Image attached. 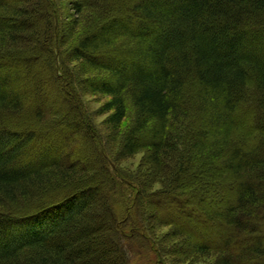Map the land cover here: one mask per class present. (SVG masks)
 Segmentation results:
<instances>
[{
	"label": "trees",
	"instance_id": "16d2710c",
	"mask_svg": "<svg viewBox=\"0 0 264 264\" xmlns=\"http://www.w3.org/2000/svg\"><path fill=\"white\" fill-rule=\"evenodd\" d=\"M106 2L84 0L77 12L83 16L86 7L92 12L90 3L100 8ZM49 4L0 0V62L14 59L10 52L31 42L26 36L33 37L30 28L42 6L44 42L50 45L58 15ZM134 11L142 30L132 31L119 18L108 24L99 18L90 29L80 26L72 46V62L103 73L89 94L107 99L101 107L108 116L107 135L92 132L78 114L68 129L81 128L94 148L100 146V168L79 164L65 143L51 151L44 143L39 146L37 133L9 125L24 110L23 95L11 93L15 83L0 77V264H206L210 259L209 264H264V128L243 132L234 120L249 94L264 113V58L246 46L254 33L244 30L249 21L264 23V0H147ZM28 45L37 48V42ZM54 53H48L52 63ZM19 55L32 64L39 57ZM54 67L50 63L52 73ZM68 130L60 132L63 139L72 134ZM141 152L147 153L144 180L115 166L114 159ZM216 172L233 178L217 183ZM110 179L108 194L117 211L106 199ZM59 182L71 187L65 197L42 208L38 204L31 214L11 210L32 192ZM151 184L161 189L149 191ZM199 193L216 203L208 211L212 219L232 228L233 240L222 243L223 249L192 243L176 223L153 220L155 198ZM225 197L234 203L218 205ZM56 210L67 213L41 222ZM25 223L29 228H19ZM159 226L170 230L158 235ZM241 242L246 250H229ZM174 248L187 252L174 260Z\"/></svg>",
	"mask_w": 264,
	"mask_h": 264
},
{
	"label": "rangeland",
	"instance_id": "374dc122",
	"mask_svg": "<svg viewBox=\"0 0 264 264\" xmlns=\"http://www.w3.org/2000/svg\"><path fill=\"white\" fill-rule=\"evenodd\" d=\"M83 2L84 0H50L52 8L55 9V13L58 15V23H56L54 31L51 32L49 36L50 45L44 42L43 36V31L47 26L44 17V12L46 10L43 6L42 8L39 7L37 10L38 13L35 16L38 22L30 28L35 33L33 37L26 36L27 39L30 38L28 40L32 43L37 42V48L36 46L28 45L31 42H25V45L20 48V50L10 52L15 58L5 59V61L3 60V62H0V77L7 78L15 83L13 91H10L11 93L20 90L23 95L22 103L24 110L17 113L11 120H8L10 122L9 125H12L18 130L37 133L39 135L37 136L39 137V146L44 143L51 151L57 150L60 145L65 143L64 147L66 150L75 153V156H77L76 158L79 159V164H83L89 168H100L102 167V162L98 159L96 152L100 150V146L98 145V148H94L96 143H94L95 145L92 144L87 138L86 133L80 130L81 128L78 129L79 131L76 130L73 133L71 129H68L70 128L69 124L73 123L74 117L78 114L85 119L87 125L92 127V132L97 135H103L104 137L107 135L105 134L107 132L105 121L108 116L101 114V107L107 99L101 96L94 97L89 94L97 82L95 77L102 78L103 73L98 72V74H96L95 72L97 71L91 72V68L86 66V64L84 66V63L72 62L74 59H71L73 57L72 46L76 43L75 39L78 37L76 35L78 33L81 34L80 26L86 23V26L90 29L94 21L99 18H103V24H108L112 20L119 18L122 19L132 31L138 32L142 30L143 26L139 23L140 19L136 17L137 15L134 10L140 5H144L147 0H107L100 8H95L92 6L94 4L90 3L89 7L93 9L91 10L92 12L86 7L82 16L77 12V7L78 4H83ZM31 3L39 6L40 0H31ZM50 4L48 8H51ZM70 27H74V30L69 33ZM245 29L254 33L251 36V41H249L246 46L255 54L256 58H264V23L257 24L256 20H253V22L249 21V23H244V30ZM257 30L261 31L260 34L257 33ZM39 43L45 45V51L44 49L42 51ZM30 50L35 51L29 53ZM49 52H55L56 59L54 63L49 59ZM24 53H28V56L38 55L39 57L36 60L34 59V64H32L25 60L26 57L19 55ZM54 54L53 58H55ZM65 58L69 60L68 65L63 61ZM109 58L110 55L106 56V59ZM101 62L109 63L107 60H101ZM50 63L56 66L54 67L55 73L51 72ZM249 85H252V83ZM252 97L254 98V96L249 94L246 101L241 102L240 107L234 115V120H236L239 125L243 126V132L255 129L261 130L264 128V113H261V110L255 108L257 103L251 100ZM39 115H42L41 118ZM73 126H75L74 123ZM65 128L72 134L68 135L69 138L65 136L63 139L62 136L64 135L60 132H63ZM73 130L75 129L72 128V131ZM102 147H104V145H102ZM145 154L147 153L141 152L135 157L123 161L118 160L115 162L114 159L115 166L125 175H132L137 179L144 180L146 175L143 177V173L145 169H147L143 164L145 162ZM163 170L164 169H161L159 172H163ZM216 174L217 172L215 175ZM216 177L217 178L214 180L217 183H229L233 175L230 174L226 179H222V177H218V175H216ZM112 183L113 181L111 180L105 187V191L107 192L106 199L107 202L110 201L113 210L117 211V208L114 206L116 200L111 199L108 194L113 187ZM199 184L205 187L208 182L205 180L201 181ZM70 189V186L68 188V185L61 182L52 183L39 191L32 192L31 197L27 200H20L18 202L19 204L13 207V209H3V211L11 209L20 214H31L32 211L34 212L37 210L35 208L36 205L39 204L42 208V205L65 197ZM160 189V184H151L149 191L155 192ZM210 197H206L202 193L196 196H187L185 194L176 197L170 194L166 199L157 197L150 204V207L155 209V218L153 220L157 223L162 221L176 223L187 233V239L192 243L199 242L201 244H208L214 248L223 249L222 243L232 242L233 231L232 228L228 227L223 221L214 219V217L212 219V216L208 214V211H212L213 207L216 206V203L211 201L213 198L210 199ZM177 198H182L185 206L182 202L180 203ZM232 203L234 202L230 197L227 199L225 197L224 202L218 205L227 207ZM188 211H191L192 215H189L190 212ZM65 212L63 211L61 213L60 210L52 211L48 217L41 222L44 224H48L49 222L52 223L61 215H66L67 212ZM11 228V225L6 227L8 230ZM19 228H29V225L25 223L24 225H20ZM155 228L158 229L155 231L158 232V235H166L170 230L169 228L161 226ZM241 243L240 245H231L229 250L237 253L246 250L248 247L247 243ZM170 245L169 248L173 249V245ZM186 252L187 249L181 251L174 248L172 258L174 260L176 258L180 260L177 254ZM211 262L212 259L208 260L206 264ZM256 262V264H258V261ZM181 264L200 263L196 260H191Z\"/></svg>",
	"mask_w": 264,
	"mask_h": 264
}]
</instances>
